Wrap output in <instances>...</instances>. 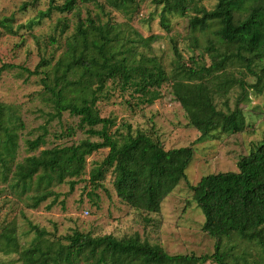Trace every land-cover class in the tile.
I'll return each instance as SVG.
<instances>
[{
  "label": "trees",
  "instance_id": "trees-1",
  "mask_svg": "<svg viewBox=\"0 0 264 264\" xmlns=\"http://www.w3.org/2000/svg\"><path fill=\"white\" fill-rule=\"evenodd\" d=\"M59 1L50 0L30 22L32 31L44 18L59 14L52 33L35 37L39 63L24 70L29 78L36 76L37 94L52 109L47 124L58 118L62 122L65 112L78 121L63 123L53 133L62 141L51 146L50 130L43 125L35 138H25L27 151L39 152L19 159L23 114L16 104L0 101V181L30 209L53 198L47 205L51 210L59 203L57 186L68 184L73 192L80 182L99 207L94 199L111 175L124 203L158 213L187 179L194 147L166 148L153 121L145 126L119 122L103 116L99 104L118 90L121 95L131 92L138 106L152 105L170 87L200 139L244 132L248 123L241 103L248 99V89L264 94V0H216L212 7L204 0H155L162 6L165 30L170 31L171 15L188 19L192 53L187 58L178 40L170 38L171 61L155 46L162 35L144 36L133 25L140 0ZM114 12L124 19L117 20ZM10 22L5 18L0 26L17 33ZM236 87L242 93L232 107L229 95ZM79 131L88 137L73 141ZM101 149H108L107 154L88 171V158ZM190 187L205 215L203 230L216 239L212 253L171 254L139 233L120 238L75 230L56 237L36 225L37 237L23 245L15 223L2 226L0 252L18 254L22 264H264V138L239 158L237 171L204 175Z\"/></svg>",
  "mask_w": 264,
  "mask_h": 264
},
{
  "label": "rangeland",
  "instance_id": "rangeland-1",
  "mask_svg": "<svg viewBox=\"0 0 264 264\" xmlns=\"http://www.w3.org/2000/svg\"><path fill=\"white\" fill-rule=\"evenodd\" d=\"M140 1L141 10L133 25L144 36H163L155 46L159 54L164 53L166 60L171 61L173 58L170 38L177 39L184 55L190 57V41L186 38L190 32L187 17L171 15L170 31H167L160 23L162 6L155 0ZM215 2L216 0H204L209 7ZM49 4L50 0H0V20L10 19L13 30L17 32H9L0 26V68L8 66L0 73V101L16 104L23 114L26 128L20 138L19 159L39 152L27 151L25 138H35L41 133L42 126L49 119L47 112L52 110L37 94L41 86L36 76L29 78L24 70H33L39 63L40 50L35 37L42 38L53 32L58 13L44 18L32 31L29 29L30 22L37 18L40 11L46 10ZM85 11L86 8H83L82 12ZM113 16L117 20L124 19L116 12ZM205 40L206 38L200 37L202 43ZM248 80L252 82L254 79L248 77ZM241 93L242 89L238 87L231 91L229 103L232 107ZM247 95L248 99H243L241 103L248 123L244 132L222 138L200 139L201 132L191 125L186 111L176 100L170 87L164 88L162 97L154 104L141 106L136 104L137 100L131 92L121 95L120 91L114 90L108 101L104 100L99 104L103 116H114L119 122L128 120L142 126L147 121H153L166 148L194 147V158L186 169L187 179L182 180L166 197L158 213L141 212L124 203L114 189L111 175L108 176L104 189L97 191L98 197L94 201L99 203V207L93 205L94 202L84 191L86 183L80 182L73 192L68 184L57 186L55 189L60 194L59 203L51 210H48L47 205L53 198L48 199L40 208L30 209L8 183L0 181V231L3 225L15 223L23 245H29L37 237L38 233L32 227L36 225L56 237L75 230L93 235L113 234L120 238L139 233L151 243L163 245L171 254L194 252L200 255L214 252L216 239L203 230L205 215L194 200L190 184H197L202 176L211 173L237 171L239 158L249 153L264 138V94L248 89ZM77 121L78 117L65 112L62 122L58 118L47 124L50 130L47 146L62 141L54 137L56 130L61 131L65 125L76 124ZM87 137L86 133L79 131L73 141ZM43 148L45 147L40 149ZM107 151L108 149H101L92 154L88 158L87 170L91 169L94 161L103 159ZM18 257V254L4 255L0 252V264H22Z\"/></svg>",
  "mask_w": 264,
  "mask_h": 264
}]
</instances>
